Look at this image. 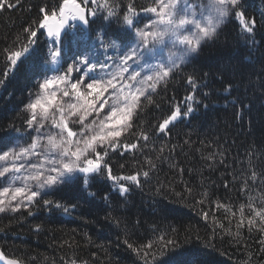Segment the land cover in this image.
<instances>
[{
	"label": "trees",
	"instance_id": "obj_1",
	"mask_svg": "<svg viewBox=\"0 0 264 264\" xmlns=\"http://www.w3.org/2000/svg\"><path fill=\"white\" fill-rule=\"evenodd\" d=\"M149 1L131 0L138 10ZM129 2L121 0L122 10ZM61 6L63 0H19L0 12V50L33 24L41 7L58 11ZM241 6L246 17L256 20L254 35L246 39L238 20L227 18L219 35L204 42L196 57L157 90L156 103L144 108L140 127L151 139L143 151L110 154L113 175L140 171L141 186L132 185L124 198L111 181L98 178L87 189L81 181L46 197L76 205L69 213L43 204L29 209L32 215L23 209L0 213V256L21 264H144L124 243L130 239L154 242L146 253L148 264L169 256L176 264H264L262 218L251 211H264V0H241ZM45 40L40 37V47ZM4 63L0 57V71ZM39 71L40 65L26 64L0 88V128L14 123L21 129L14 136L25 134L24 105L36 91ZM189 75L196 81L197 110L170 125V134L152 135L174 106L184 108L193 91L186 82ZM146 157L154 168L149 169ZM143 171H149L147 179ZM202 194H207L205 202L195 203ZM160 236L174 240L176 250L160 256Z\"/></svg>",
	"mask_w": 264,
	"mask_h": 264
},
{
	"label": "snow or ice",
	"instance_id": "obj_2",
	"mask_svg": "<svg viewBox=\"0 0 264 264\" xmlns=\"http://www.w3.org/2000/svg\"><path fill=\"white\" fill-rule=\"evenodd\" d=\"M190 3L191 0H152L150 6L138 10L130 0L126 10H122L125 6L121 0H83L84 6L76 0H63L58 11L41 7L33 24L24 27L11 45L0 50L5 61L0 71V88L26 64L40 65L36 91L30 92L29 102L24 105L28 113L26 142L18 143L24 137L12 135L21 132L14 123L0 128L6 133L0 135V161L6 162L9 157L13 160L10 166L0 165V213L23 209L32 215L29 209L40 204L47 210L69 213L76 205L46 197L81 181L85 189L98 178L111 181L124 198L132 185L141 186L140 171L113 175L110 154L124 156L134 154V150L143 151L151 137L140 127V121L144 108L156 103L157 89L175 78L174 70L181 69L202 43L214 40L230 16L238 20L246 39L255 33L256 20L245 16L241 0H207L197 6ZM18 4L19 0H0V12ZM89 5L94 7L88 10ZM193 7L201 9L199 15ZM140 12L151 14L143 26L137 19ZM98 20L103 23L93 31L92 25ZM41 36L47 37L43 47ZM186 82L193 91L185 97L184 108L174 106L152 135L170 134V125L175 126V122H182L197 110L195 78L189 75ZM122 134H126L124 140ZM128 137L136 140L126 142ZM140 140L145 144H139ZM146 162L149 169L155 167L151 158L146 157ZM142 175L147 179L149 171ZM206 199L207 194H202L195 203L203 204ZM217 206L222 205L217 202ZM251 211L262 218L264 231V211L255 207ZM202 216L207 219L208 213L203 212ZM248 223L252 224L251 218ZM158 240L160 256H167L178 247L164 236ZM124 243L148 264L146 253L154 242L137 244L126 239ZM260 243L264 245V239ZM152 259L155 261L156 256ZM160 264H176V260L169 256Z\"/></svg>",
	"mask_w": 264,
	"mask_h": 264
},
{
	"label": "rangeland",
	"instance_id": "obj_3",
	"mask_svg": "<svg viewBox=\"0 0 264 264\" xmlns=\"http://www.w3.org/2000/svg\"><path fill=\"white\" fill-rule=\"evenodd\" d=\"M205 3H207V0H191V3H190V6H197V5H202V4H205ZM183 5H181V7H182ZM193 10L196 12V14L197 15H199V13H200V11H201V9L199 8V7H193ZM141 26H143V24L141 25ZM194 31H195V29H193ZM170 47H171V45H169ZM198 53V52H197ZM197 53H195V54H193V55H195V57H196V54ZM166 56H167V51L165 52V58H166ZM190 61V59L185 63V65L183 66V67H185L186 65H188V62ZM182 67V68H183ZM59 98V97H58ZM101 115H103V113H101ZM46 127H47V125H46ZM77 127V126H76ZM53 131H55L54 129H53ZM5 163H7L9 166L13 163V160H12V158L11 157H9V160L8 161H0V165H3V164H5ZM22 171H23V169H22ZM17 183H19V181L17 182Z\"/></svg>",
	"mask_w": 264,
	"mask_h": 264
},
{
	"label": "water",
	"instance_id": "obj_4",
	"mask_svg": "<svg viewBox=\"0 0 264 264\" xmlns=\"http://www.w3.org/2000/svg\"><path fill=\"white\" fill-rule=\"evenodd\" d=\"M71 7V6H69ZM10 262H14V264H20L18 261L14 259H10L7 257H0V264H10Z\"/></svg>",
	"mask_w": 264,
	"mask_h": 264
}]
</instances>
